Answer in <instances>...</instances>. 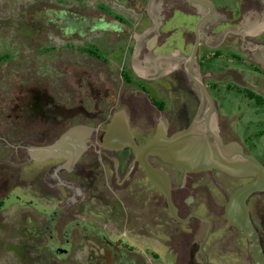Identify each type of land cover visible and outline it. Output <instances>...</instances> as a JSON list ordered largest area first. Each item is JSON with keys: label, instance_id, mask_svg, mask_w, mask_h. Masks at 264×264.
<instances>
[{"label": "flooded vegetation", "instance_id": "1", "mask_svg": "<svg viewBox=\"0 0 264 264\" xmlns=\"http://www.w3.org/2000/svg\"><path fill=\"white\" fill-rule=\"evenodd\" d=\"M178 1L180 5L171 7L164 15L157 18L159 23L158 21L155 23L156 19L148 17L149 23L143 30L137 32L141 34L140 37L133 38L131 54L135 50L141 54L144 48L145 65L140 71L132 68L135 76L122 67L119 70V77L122 84L130 86L129 91L131 95H135L134 97H130V92L120 95V91L109 85L110 78L105 76H108L107 74L114 76L115 70H110L109 66L95 55L93 51L95 49L90 50L85 47L82 52H79L66 47L63 50H56L59 52L53 55L51 61L57 58L61 60L65 56L64 52L83 57L86 64L78 62L79 65L70 67L72 71L63 73L59 66L50 64L48 62L50 59L46 58L40 61L42 63L35 71L36 66H33L35 62L26 56L28 52L26 47L29 48V44L26 45V41L18 42L17 39L13 41L10 37L12 35L10 29L4 27L6 22L13 20L11 11L5 7L3 12H0V20H5V23L1 21L0 25L8 31L9 35L0 34L3 36H0V43H4V48L0 51V65L9 66L13 62L12 66L0 69V90L4 91L3 96H0V210L8 191L14 185L29 187L43 201L52 202L54 207L52 214L42 215L45 220L43 227L39 226L38 220L23 216L30 219L35 231L21 239L11 237L10 240L19 245L18 264L27 263L26 251L32 245L36 246L40 252L49 251L61 259L69 255L73 247L82 243L84 239L88 247L87 264H139L140 259L144 257L126 241L127 238L132 239L133 242L141 241L142 239L138 238L143 237L144 230L151 234L150 237L145 236L146 240L155 239L154 234L161 233L164 238L160 242L172 258L170 264H190L189 238L182 251L177 246L176 249L165 242L170 240L172 232L174 233L172 224L184 227L177 231L184 237L190 235L196 227L201 229L202 241L198 243L197 255L201 258L200 264H208L205 243L215 228L213 207L218 210L219 215L227 219L224 206L228 197L238 186L253 181L255 177L233 176L216 168L188 172L158 156H148L149 163L162 168L169 178L171 199L176 207L177 218H175L168 210L164 194L146 175L144 167L136 159L132 148L130 146L114 148L110 146L114 141L112 139L107 141L105 137L106 133H114L108 131V125L118 113V109H121L120 112L123 114L122 119L120 118L123 122V133H132L138 145L143 144L156 133L159 126H163L164 132L170 134L187 127L194 119L201 120V113L204 114L203 118L206 115L220 116L218 102L215 99L209 101L198 86V82H201L209 92L213 84L210 81L208 83V80L222 76V73L214 72L204 66L207 57L205 49L215 48L222 41L235 39L241 46L243 35L239 32V27H241L240 20L244 18L247 10V8L244 9L245 2L244 0H189V5H185ZM29 5L32 6L27 9L34 11V17H30L28 21L33 27L42 24L83 27L110 22L127 26L126 21L130 20L125 16L122 17L120 12H116V9L110 7V4L104 0H101L97 6H92L88 0H81L79 3L72 0V2L56 4L40 2ZM110 15L113 17H109ZM202 16L208 23L205 33L198 36L197 49L194 57H191L196 40L194 24ZM172 20L180 26L177 45L171 41L170 37L178 28L167 26L168 28L164 29V26ZM139 21L141 22V18ZM11 22L14 25L15 21ZM187 23L193 26V40L189 39L188 29L185 27ZM134 24L137 25V22ZM153 26H157L156 33L147 39H142L141 48L140 45L138 46L139 38L145 36ZM10 27L14 28V26ZM61 32L59 36L61 42L68 40L77 44H82L85 40L92 42L85 38L84 41L79 42L72 35L74 31L67 28H62ZM78 34L80 35L79 32ZM213 35L217 38H212ZM29 38L28 35L27 39ZM40 44L39 47L46 45V43ZM93 46L98 47L94 44ZM175 54H178L179 62L176 65H170L168 59L176 57ZM15 60L19 63L15 64ZM22 61H26V67H21ZM182 61L187 62L186 74L200 91L199 97L186 94L190 99L189 107L184 98L176 99L173 92L175 77L184 70ZM251 62L256 67H260L255 62ZM46 64L56 68L58 77L55 76L53 81L57 85L62 87L61 81L67 80L68 85L65 88L57 92L48 91L42 87L40 79L36 81L35 78L29 77L28 73L32 75V70L36 75H49ZM92 65L94 69L100 65L99 67L105 68L108 73L92 72ZM193 67H196L198 71H195L197 74L195 77L191 76ZM229 73L233 75V72ZM15 74L18 75L15 76ZM159 79H165L168 85H158V90L163 96V99L158 100L148 94L143 83ZM69 82L74 87H69ZM219 130L206 131V133H220L222 141H225L223 133ZM65 133H78L74 137L75 144H68L55 151V153H62L59 156L45 155L43 149L55 144ZM81 138L84 144L82 147L79 144ZM239 145L244 153L254 155L264 165V151L259 154L255 145L249 146L246 143ZM259 156L262 158L260 159ZM162 165L170 166L172 169L166 170ZM199 173H202V178H197L196 175ZM10 180H13V183L6 186ZM203 180L205 181L202 182ZM201 184H205L209 190L213 188L215 199L212 197V204L203 193V198L196 199L195 190ZM125 195L131 196V201L135 203V205L133 203L135 209L131 212V216H128V211L121 203ZM148 202L153 209L157 208L161 202L166 212V219L157 210L151 213L150 225L146 223L145 226H133L137 220L141 221L142 208L148 205ZM247 204L264 252V191L251 194ZM63 205L65 210H62ZM62 212L68 220L60 225L62 221L58 222V220ZM147 213L148 210L144 214ZM190 214L207 217L210 223L206 219L189 216ZM194 219L198 220L197 226L192 223ZM128 224L127 232L123 229H126ZM228 224L235 230L234 249L237 258H240V253L243 252L241 241L242 238L246 240V237L240 227L231 225L229 222ZM73 230L80 234L82 239L80 243L78 242L80 239L74 241ZM0 242L2 243L3 239ZM245 242L247 263L254 264L247 240ZM0 249L3 248L0 247ZM131 256L134 258H130ZM158 258L159 254L154 251L151 259ZM50 263L46 262V264Z\"/></svg>", "mask_w": 264, "mask_h": 264}, {"label": "rangeland", "instance_id": "2", "mask_svg": "<svg viewBox=\"0 0 264 264\" xmlns=\"http://www.w3.org/2000/svg\"><path fill=\"white\" fill-rule=\"evenodd\" d=\"M65 1L72 2V0H0V12L2 13V10L6 7L9 11H11V17L15 21L13 25L11 22L13 20H9L6 22L4 27L10 29V34H12L10 37H12L13 41L17 39L18 42L22 43L23 41H26V45L29 44V48L26 47L28 51L26 56L35 62L33 65L36 66L35 71L38 69L39 64L42 63L40 61L45 58L50 59V61L48 60L50 64L59 66L63 73L72 71L73 69L70 67L79 65L78 62L86 64L84 63L83 57L78 54L70 55L68 52H64L63 55L65 56H63L61 60L57 58L51 61L53 55L59 52L56 50H63L66 47L67 49L73 48L79 52H82L85 47L90 48V50L95 49L93 50L95 55H98L100 60H103L105 65L109 66L110 70H115V74L114 76L107 74L108 70H105L103 67L100 68V65H97V67H95L96 69H94L92 65L91 67L93 69H91V71L100 72V74L106 73L108 76L105 77L110 78L109 85L113 89L120 91V95L124 92H130V97H134L135 95H131V91H129L130 86L122 84L119 77V70L123 67L134 76L135 74L133 73L132 68L137 71L142 70L145 65V49L142 48L141 45L143 44L142 39H147L150 35L156 33L155 29L157 26L151 27L145 36L139 38L140 44H138V46L140 45L143 50L141 54L138 53V50H135V52L131 54V48L134 43L133 38L140 37L141 34L137 32L143 30L149 23L148 17L156 19L155 23H157V18L164 15V13L171 7L180 5V2L178 0H104L110 4V7L116 9V12H120L122 17L125 16L127 19L131 20L126 21L127 26L122 23L117 24L113 22H110L109 24H98L83 27L69 26L66 24L62 27L55 26L54 24H42L40 26L38 25V29L37 26H30L31 22L28 21V19L30 17H34V11H28L27 8L32 6L29 4H36L40 2L56 4L57 2ZM74 1L78 3L81 2V0ZM88 1H90L92 6H97L101 2V0ZM180 1L185 5H189V0ZM244 2V9L247 8V10L244 18L240 20L241 27H239V32L243 35L241 46L238 44L237 39H235L234 41H222L215 48L205 49L204 47V49L207 50V57L205 59L204 66H207L214 72L222 73V76L218 75L219 77L216 79L212 78L208 80V83L210 81L211 84H213V87L210 88L209 91L210 96L218 102L220 113L219 117L214 116L209 117V119L212 123L211 125H215L216 129H220L219 131L223 133L225 137V141H223V143L235 142L237 144L246 143L249 146L255 145L258 153L262 154V151H264V27L263 29H261V27L264 26V0H244ZM109 17H113V15H110ZM140 18L141 22H138ZM202 18L203 21L198 24L199 26L196 30V37L205 33V27L208 21H204L205 17L202 16ZM1 21L2 23H5V20H0V23ZM198 21L199 19L196 20L194 27ZM132 22H137V25ZM25 23H28L29 25ZM8 24H10V26H14V28L12 27L13 30ZM167 26L169 28H178L174 31V34L171 36L172 38L170 37L171 41L177 45V38L180 31L179 24L174 23L172 20L164 26L165 30L168 28ZM185 27L188 29L187 33L189 39L193 40V26H190V23H187ZM62 28L73 30L74 34L72 35L74 39H77L79 42L84 41L85 38L92 40L93 43L88 40H85L82 44H77L72 40L61 42L59 36L62 33ZM4 29L3 26L0 25V34L2 33L3 36L8 35V31ZM28 35L30 36L29 39H27ZM105 35L106 37L104 38ZM212 38L216 39L217 37L213 35ZM40 43H46V45L39 47L41 46ZM93 44L98 47L93 46ZM3 48L4 43L1 42L0 51ZM201 48L203 47L201 46ZM200 53H202V51ZM175 55L176 57L168 59L170 65H176L179 62V58L177 57L178 54ZM250 60L258 64L262 69L258 66L256 67V65ZM11 63L12 64H9V66L13 65V62ZM16 63L19 62L15 60V64ZM158 64L159 63H157V65ZM20 65L23 68L27 66V63L26 61H22L20 62ZM9 66L2 64L0 65V69H5V67ZM187 66V62L182 61V67L184 70L175 77L173 83V92L176 99L184 98L186 105L190 103L189 96H187L188 94L195 97L200 96V91L196 88L193 82L190 81L188 75L186 74L188 69ZM46 69L49 75H36L34 70H32V75L28 73L29 77L35 78L36 81L40 79L39 81H41L43 85L42 87L46 88L48 91L53 90L57 92V90L65 88V86L68 85L67 80L61 81L62 87L53 81L55 76L58 77L56 68H51L46 64ZM195 71L196 67H193L191 69V76L195 77L197 75L195 73L198 71ZM230 71L233 72V75L229 73ZM17 75L15 74V76ZM143 85L151 97L159 100L163 99V96L158 90V85L167 86L168 83L165 79H159L152 82H144ZM69 87L74 86L70 83ZM127 87L128 90H126ZM246 90H250L259 95L263 99V102L256 103L255 99H249L245 94ZM3 92V90H0V96H3ZM189 106L190 104L187 105V107ZM120 110L121 109H118L117 111L120 112ZM201 115L203 118L204 114L201 113ZM259 158L261 159L262 157L259 156ZM154 167L160 168L155 165ZM162 167L166 170L172 169L167 165H162ZM196 176L197 178H200L202 173H199ZM204 181L205 180L202 182ZM12 183L13 180H10L7 182L6 186H10ZM195 193L196 199L198 200L203 198V194L207 195L210 204H212V197L214 198V190L212 187L209 190L205 184L198 185ZM142 194L145 196V192ZM184 197H186V195ZM121 203L124 209L128 211V216H131V212L135 209V203L131 201V196L125 195L122 198ZM53 208L52 202L48 203L43 201L29 187L27 188L25 186L14 185L10 188L6 198L3 200L2 209L0 210V240L3 239V242H0V247L3 248L0 249V264L19 263L20 260L17 258V255L19 257L20 251L19 245H16V242L10 239L12 236L21 239L35 231L34 224L30 221V219L25 217L28 216L31 219L38 220L39 226L43 227L45 225L43 216H49L52 214ZM142 209L143 213L141 221L137 220L133 226H145L146 223L150 225L151 213H155L157 210L160 211V215H164L165 219L167 217L165 210L162 208L161 202L160 205L154 209L151 208V204L148 202V205H144ZM62 210H65V205L62 206ZM147 210L149 213H147L148 215L144 214ZM212 210L214 211L212 212L214 213L215 228L212 230L205 243L207 247L206 257L208 256L207 258L209 260L208 264H249L247 263L248 261L245 254L246 240L242 238L241 242L243 243V252L240 253V258H237L238 256L235 254L234 249L235 230L231 228L224 216L217 213L218 210L214 207ZM18 217L21 218L18 219ZM67 220L68 218H65L64 213L62 212V216L59 218L58 222L62 221L60 224L62 225ZM192 223L197 226L198 220L194 219ZM20 226L21 228H19ZM128 228L129 224L126 226V229L123 230L128 232ZM171 228L174 229V233L172 232L171 239L165 242L171 247L174 246L176 249L178 247L180 251H182L183 246H186L188 242L187 239L189 238L191 243L190 264H200L201 258L197 255V246L198 243L202 241V234L200 232L201 229L196 227L195 230L191 231L190 235L184 237L182 234L177 233L179 229L184 228L183 226L172 224ZM143 232V237L139 236L138 238L142 239L141 241L133 242L132 239L129 238H127L126 241L129 246L134 247L137 252L144 257L140 259L141 261L139 264H170L172 262V258L167 254L166 247L160 242L164 238L161 233H155V239L146 240L147 237L145 236L148 235V237H150L151 234L145 230ZM72 237L74 241L79 239V243L82 241L80 234L75 230H73ZM156 241H158V243H156ZM85 242L86 239H84L82 243L73 247L70 254L61 259H58L53 253L52 254L54 256H52L49 251L40 252L36 246L32 245L26 251L25 260H27V263L25 264H46L47 261H49V263L52 261L50 264H87L88 247ZM176 243H179V245H176ZM154 251L159 254L158 259H151ZM130 258L133 259L134 257L131 256Z\"/></svg>", "mask_w": 264, "mask_h": 264}, {"label": "water", "instance_id": "3", "mask_svg": "<svg viewBox=\"0 0 264 264\" xmlns=\"http://www.w3.org/2000/svg\"><path fill=\"white\" fill-rule=\"evenodd\" d=\"M202 20V18L199 19L196 24V30ZM197 44L198 36L196 37L191 57H194ZM198 86L206 98L212 101L207 88L201 82H198ZM122 115V112L115 114V117L108 125L109 132L117 130L115 126L119 118L122 119ZM209 122V115H206L201 120L194 119L187 127L171 134L165 133L163 126H159L156 133L141 145L136 144L132 133H122L123 137L109 145L114 148L123 146L132 148L136 159L144 167L146 175L164 194L168 210L175 218H177L176 207L171 199L169 178L163 169L156 168L149 163L148 156H158L162 160L181 167L188 172L216 168L233 176H254L255 179L253 181L246 182L233 191L225 203L224 211L228 222L242 229L248 243V250L254 258V264H264V252L261 249L258 234L247 204V199L251 194L264 191V165L254 155L244 153L239 144L235 142L223 143L219 133H206V131L217 130ZM77 134L65 133L55 144L43 149L45 155L59 156L62 153H55V151L68 144H75L74 137ZM112 134L106 133L107 141ZM79 142L82 147L84 145L82 138ZM189 216L206 219L210 223L207 217H203L200 214H190ZM201 245L200 249L202 251Z\"/></svg>", "mask_w": 264, "mask_h": 264}, {"label": "bare ground", "instance_id": "4", "mask_svg": "<svg viewBox=\"0 0 264 264\" xmlns=\"http://www.w3.org/2000/svg\"><path fill=\"white\" fill-rule=\"evenodd\" d=\"M209 124L211 125L212 123L209 122ZM123 123L121 122L120 118L118 120V122L116 123V126H115V130L114 133L112 134L111 137H109L108 140L112 139L113 141L115 140H119L121 137H123V134H120V133H123V127H122Z\"/></svg>", "mask_w": 264, "mask_h": 264}, {"label": "trees", "instance_id": "5", "mask_svg": "<svg viewBox=\"0 0 264 264\" xmlns=\"http://www.w3.org/2000/svg\"><path fill=\"white\" fill-rule=\"evenodd\" d=\"M246 96L249 98V99H255L256 103H262L263 102V99L255 94L254 92L250 91V90H246Z\"/></svg>", "mask_w": 264, "mask_h": 264}]
</instances>
